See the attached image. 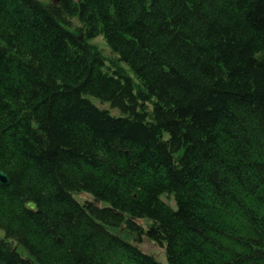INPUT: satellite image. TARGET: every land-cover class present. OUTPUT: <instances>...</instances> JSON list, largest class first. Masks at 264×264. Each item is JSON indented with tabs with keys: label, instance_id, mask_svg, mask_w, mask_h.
Returning <instances> with one entry per match:
<instances>
[{
	"label": "trees",
	"instance_id": "16d2710c",
	"mask_svg": "<svg viewBox=\"0 0 264 264\" xmlns=\"http://www.w3.org/2000/svg\"><path fill=\"white\" fill-rule=\"evenodd\" d=\"M0 171V264H264V0H0Z\"/></svg>",
	"mask_w": 264,
	"mask_h": 264
},
{
	"label": "rangeland",
	"instance_id": "374dc122",
	"mask_svg": "<svg viewBox=\"0 0 264 264\" xmlns=\"http://www.w3.org/2000/svg\"><path fill=\"white\" fill-rule=\"evenodd\" d=\"M93 43H96V44H99L100 48L102 50H107L105 51L106 55L109 53V49L107 48V46L104 44V42L102 43L101 42V39L100 40H96L94 41ZM126 68V67H125ZM92 102L93 104H95L96 106H98L99 108H102L100 107L98 101L96 100H93L92 99ZM106 108H108V106H105ZM105 109V108H104ZM108 110V109H107ZM114 115H117L115 114L114 112ZM73 198L75 199V201H77L78 203H83V202H92L94 201L93 197L88 194V193H80V194H73ZM97 206L99 208H107L108 207V204L106 203H103V202H100L97 204ZM170 207L175 209V204L174 202H171L170 203ZM140 225L143 227V228H147L150 224V221H147V220H144V221H140ZM110 232L114 233V234H117L118 236H120L124 241L126 242H129V243H132V244H135L133 242V239H129L128 237H126L124 235V233L122 232V228H118V229H109ZM0 237H2V233H0ZM137 244V243H136ZM137 246L139 247L140 250H142L144 253H147V254H153L154 256H156L157 260L159 261L160 264H166V258L164 256V253L163 251L158 248L156 245L152 244V243H149L147 240L143 239L142 243H138ZM18 252L20 254H22L23 256L24 253L22 252V250H18Z\"/></svg>",
	"mask_w": 264,
	"mask_h": 264
},
{
	"label": "water",
	"instance_id": "95a60500",
	"mask_svg": "<svg viewBox=\"0 0 264 264\" xmlns=\"http://www.w3.org/2000/svg\"><path fill=\"white\" fill-rule=\"evenodd\" d=\"M8 184H9L8 177L3 172L0 171V185L7 186ZM29 208L31 210H34L35 209V205L31 203L29 205Z\"/></svg>",
	"mask_w": 264,
	"mask_h": 264
},
{
	"label": "bare ground",
	"instance_id": "6f19581e",
	"mask_svg": "<svg viewBox=\"0 0 264 264\" xmlns=\"http://www.w3.org/2000/svg\"><path fill=\"white\" fill-rule=\"evenodd\" d=\"M30 204H31V203H27V208H28V209H30V208H29V205H30ZM32 204H33V203H32Z\"/></svg>",
	"mask_w": 264,
	"mask_h": 264
}]
</instances>
